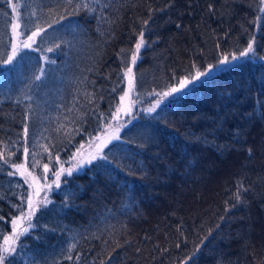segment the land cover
Wrapping results in <instances>:
<instances>
[{"label": "trees", "instance_id": "trees-1", "mask_svg": "<svg viewBox=\"0 0 264 264\" xmlns=\"http://www.w3.org/2000/svg\"><path fill=\"white\" fill-rule=\"evenodd\" d=\"M11 2L16 12L0 0V59L11 54L13 23L17 33L30 21L46 35L33 44L39 52L25 49L23 60L18 54L13 65L0 63V250L21 198L37 199L25 177L8 175L16 172L11 164L24 163L43 185L44 164L48 181L102 131L127 90L125 69L141 31L146 45L133 66L141 102L194 67L239 55L253 36L264 57L260 0H99L95 13L51 28L66 15V0ZM41 67L37 88L30 81ZM25 122L35 169L31 155L26 161L16 151ZM120 137L103 151L113 164L97 159L47 196L52 203L38 209L13 264H264V60L215 72L174 107L139 113ZM239 185L247 191L237 204Z\"/></svg>", "mask_w": 264, "mask_h": 264}, {"label": "snow or ice", "instance_id": "snow-or-ice-1", "mask_svg": "<svg viewBox=\"0 0 264 264\" xmlns=\"http://www.w3.org/2000/svg\"><path fill=\"white\" fill-rule=\"evenodd\" d=\"M8 3L12 9L13 12H16V4L12 3L11 0H8ZM99 3V0H66V6L64 7L63 11L66 13V15H61L59 20H54L52 23L48 25L49 28L53 26V24H59L61 21L65 20L67 16H75L78 15L81 11H84L86 13L92 14L96 12V7L95 5ZM261 4H264V0H260ZM106 7V5H105ZM152 9H149V19L143 21V25L146 27L149 23V20L152 18L151 13ZM210 11H211V6H210ZM259 11L261 13H264V8H260ZM101 12H103V8H101ZM19 16V13L17 14ZM98 19L103 20L102 17H98ZM260 17H257V21H253V23H257L259 21ZM33 27L35 30H33ZM12 31L16 35H25L27 34L26 41L23 43V47H18L16 44H12L11 48V54L7 55L6 59H0V63L6 64V65H13L17 61L14 59L18 56L20 60H23L24 58V50L29 49L33 51L39 52L40 49L33 48V44L36 43L37 38H43L42 34H45V29L39 27V25H31V22L29 21L28 23H25L23 26V32L22 33H17L16 29L20 28V25L18 23H13L11 25ZM30 33V34H28ZM254 43H255V37H252V41L248 43V46L244 48L242 51L239 52V55L232 53L230 56L229 55H223L222 58L218 59L215 64H208L203 71L196 69L194 67L193 71H190L183 77L179 78L176 82L175 85H168V90L163 91L161 93H150V95L155 96V103L152 104L151 107H148L145 111L151 115L153 113L157 112V109H160L161 112L174 107L176 104L180 103L184 95L190 94L192 91H194L197 87V85L202 81L206 80L208 77L212 76L214 72H223L226 69H228L229 65L236 63L240 60H244L245 62L248 61L249 59H262L264 60V57H259L256 54L255 48H254ZM146 45V42L144 40V31H141L139 33V39L137 43L135 44V50L131 51L130 54V64L134 65L137 62V59L139 58V52L142 47ZM218 46V45H217ZM59 45H56V48L59 49ZM54 49L53 48H48V52H52ZM123 51V50H122ZM45 61L51 63V61H48V57H44ZM39 72V75H33L31 78L30 83L35 84L37 88L40 87V82L41 77L45 75V70L44 68H39L37 69ZM126 74L129 76L128 80V87L131 89L133 87V77H132V67H127L125 69ZM115 91V89H113ZM128 96V92H125L123 96L120 97V100H124L125 97ZM26 99H31V97H26ZM163 105V107H161ZM121 113H123L124 116H128L130 114V108H123L122 106H118L116 108V113L115 115L111 116L112 120H115L117 122V126L113 128V130L110 133L106 134L105 140L101 141L100 143L97 144L96 146V155H92L90 158L86 160H75V156L71 157L75 161V163L70 166L69 168L65 169L63 165H61L55 172L52 173L54 176V180L52 181L51 184L47 183V173L49 172L48 164H44L42 166L43 172H42V178L45 181L43 185L39 183V178L37 177H32V173L28 171V169L25 167L24 163L21 164H11V167L13 169L18 170V174L22 177H25V182L29 183L30 186L34 187L35 190V195L37 198L40 197V193L44 192V198L43 201H34L31 195L27 196L26 201L24 200V197L21 198V205L18 208V211L20 212V215L12 220V226H13V234L16 236V240H19L20 236H26L31 233L32 230H34L37 225L32 223V218L35 216L36 211L43 206L44 208L47 207L48 204L52 203L47 197V192L51 191L53 188V185L55 186L56 189H59L61 187L60 185V178L63 175L71 176L74 171L80 170L85 164H92L93 161H95L97 158L100 160H103L107 162L106 164L102 165L103 167H108L109 165L113 164L114 161H109V157L107 155H103V149L107 147L109 144H111L113 141H119L121 139L120 137V130L123 128L125 125L120 123V118H121ZM156 118V117H153ZM135 119V116H132L131 119L127 121L128 124L132 123V120ZM28 135V126L27 122L24 124V136L21 137V139L25 140V143H17L16 145V151H21L23 153V156L25 160L27 161V158L29 155L33 157L31 163L33 166V169L39 166V161L35 159V156L37 155L36 152H31L29 151V147L26 143V138ZM98 141L100 140L99 137L96 138ZM34 147H36V144L34 142ZM140 147H143V145H139ZM43 147V150L45 152H48V147L47 146H41ZM10 155L13 153L9 152ZM248 154L249 157L252 155V150L249 148L248 149ZM2 155V154H0ZM48 159L51 162L52 157L51 154L49 153ZM56 159L59 160V156H56ZM3 164L7 165L9 161L7 159H4L2 161ZM119 167V165H117ZM17 173L16 172H9L8 175L10 176H15ZM28 177H32V180L29 181ZM67 183V181H65ZM243 189L242 185H239L237 187V190L234 194V198L237 204L242 203L243 201L241 200V191ZM243 191H247V189H243ZM26 204L27 211H24V206ZM65 206L67 205V202H65ZM27 221L28 222V227L24 228L22 232H17V221ZM46 227V226H45ZM219 227V225H217ZM75 239V237H73ZM4 246L2 250H0V264H5L7 261L8 264H13V258L14 255L18 254L17 253V248L14 246V242L10 243V237L9 236H4ZM76 247L75 243H72L69 245V252ZM179 247V245H177ZM72 257L69 255L68 259H71ZM79 259V257H77ZM191 259V257H190Z\"/></svg>", "mask_w": 264, "mask_h": 264}, {"label": "rangeland", "instance_id": "rangeland-1", "mask_svg": "<svg viewBox=\"0 0 264 264\" xmlns=\"http://www.w3.org/2000/svg\"><path fill=\"white\" fill-rule=\"evenodd\" d=\"M14 34V33H13ZM18 36H21V35H16L14 34V44L18 45L19 42H22L24 43L26 41V38L24 39H20L18 38ZM133 66L134 65H130V67H132V77H133V87L131 89H129L128 87V80H129V76L128 74H126V77H127V90L125 92H128V96L125 97L124 100H120L119 99V103H118V106H122L123 108H130V114L128 116H124L123 113H121V118H120V123L121 124H124L125 126L128 125L127 121L129 119H131L132 116H135V118L138 116L139 113H147L145 110L148 108V107H151L152 104L155 103V97L153 99H149V101H145V102H141V101H138V99L136 98V93H135V87H134V74H133ZM203 71V70H202ZM215 73V72H214ZM213 73V74H214ZM124 95V94H123ZM121 95V96H123ZM120 96V97H121ZM117 106V107H118ZM116 113V109L115 111L112 113V115H115ZM111 115V116H112ZM133 121V120H132ZM103 127H102V131H100L96 136H94L87 144H85L84 146H82L81 148H79L74 154L73 156H75V160L78 161V160H86L88 158H90L92 155H96V146L98 143H100L101 141L105 140L106 138V134L107 133H110L113 128H115L117 126V122L115 120H112L111 117L107 120H105L103 122ZM124 126V127H125ZM122 130V128H121ZM120 130V131H121ZM99 137L100 140L98 141L96 138ZM115 142V141H113ZM112 142V143H113ZM106 148V147H105ZM104 148V149H105ZM103 149V151H104ZM103 154V153H102ZM72 156V157H73ZM99 159V158H97ZM96 159V160H97ZM94 162V161H93ZM75 163V161L73 159H71L70 163L66 166H63L65 169L69 168L70 166H72L73 164ZM88 165L90 164H85L80 170L78 171H74V173H77V172H81L83 171ZM14 171L17 172L18 174V170L17 169H13ZM29 171V170H28ZM31 172V171H30ZM64 176H67L66 174L61 176L60 178V184L62 183L61 181L63 180ZM32 177H34L32 175ZM32 177H28V180L31 181L32 180ZM54 180V176L51 175L50 179L47 181V183L51 184L52 181ZM55 186L53 185V188L51 191H48L47 192V196H50L51 192L53 190H55ZM45 195V194H44ZM41 197V196H40ZM43 198L44 196L41 198V199H36L35 201L39 200V201H43ZM38 211V210H37ZM36 211V213H37ZM36 215V214H35ZM18 217V216H17ZM16 217V218H17ZM14 218V219H16ZM12 219V220H14ZM33 219L34 217L32 218V223H33ZM12 220L10 221V225H11V229L10 231L5 235V236H9L10 237V243H13L14 242V246L17 248L18 246V242L19 240L23 237V236H20L19 237V240H16V236L13 234V226H12ZM28 227V222L27 221H17V232H22L24 228ZM4 246V240H3V243H2V247H1V250Z\"/></svg>", "mask_w": 264, "mask_h": 264}]
</instances>
